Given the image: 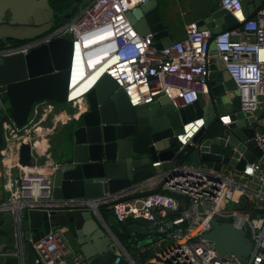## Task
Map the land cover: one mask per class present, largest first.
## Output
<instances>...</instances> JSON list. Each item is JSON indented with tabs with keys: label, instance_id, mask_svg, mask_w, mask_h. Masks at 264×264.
Returning <instances> with one entry per match:
<instances>
[{
	"label": "built area",
	"instance_id": "2783aa9c",
	"mask_svg": "<svg viewBox=\"0 0 264 264\" xmlns=\"http://www.w3.org/2000/svg\"><path fill=\"white\" fill-rule=\"evenodd\" d=\"M143 1L88 0L76 14L44 33L0 46L2 53H26L56 36L67 35L71 40L65 102L74 109L68 112L53 100L41 99L32 104L24 124L16 125L9 115L1 119L0 154L4 160L0 213L13 218L16 246L13 251L0 254L14 255L18 264H29L23 229L26 211L38 208L49 215L53 210L90 209L101 217L103 207L110 208L117 222L142 219L155 225L144 234L151 240L140 244L136 239L129 247L138 253L158 247L137 263L117 235L112 234L111 238L121 246L117 242L118 256L103 264H264V116L253 123L254 139L262 155L247 161L242 169H215L183 162L97 196L56 197L52 193L53 167L43 165L36 150L43 148L42 143L48 144L51 134L85 109L80 103H84L86 92L105 73L123 88L133 106L165 95L178 107L199 95H208L210 64L217 57L239 91L240 109L245 115H255L264 108L260 99L264 95V4L246 16L240 0H220L236 24L212 34L209 28L191 19L185 23L184 37L157 47L152 32L140 34L126 14ZM211 40L216 54L209 53ZM100 69L88 87L71 94L72 86L78 87ZM187 124H193L192 130L187 131ZM203 124L202 116L184 123L181 132L175 134L178 147L193 144L192 138ZM21 142L30 146L29 163L19 160ZM160 163L153 162L157 166ZM229 203L238 209L229 208ZM212 218L241 228L252 244L249 255L241 259L234 254H218L205 237L212 228ZM32 246L34 263L89 264L58 225L32 239Z\"/></svg>",
	"mask_w": 264,
	"mask_h": 264
},
{
	"label": "water",
	"instance_id": "95a60500",
	"mask_svg": "<svg viewBox=\"0 0 264 264\" xmlns=\"http://www.w3.org/2000/svg\"><path fill=\"white\" fill-rule=\"evenodd\" d=\"M183 1L192 15L199 13L196 0ZM157 3L158 0H145L126 14L140 34L152 32L155 45L162 47L173 39ZM240 3L245 15L249 16L264 4V0H240ZM201 12L204 16L197 23L209 28L212 34L237 22L221 7L220 0L214 7ZM53 16L50 0H0V40H25L42 34L52 27ZM70 16L66 13L64 18ZM70 51V38L60 35L26 53L0 52V146L3 144L2 118L9 115L20 126L27 121L35 101L49 99L65 103ZM209 53H217L214 40L210 41ZM210 68L208 95H199L194 101L178 107L165 95L133 106L113 77L103 74L86 92L85 109L66 123L61 145L55 147L57 156L51 172L53 195H101L183 162L201 163L215 169L223 166L242 169L247 161L261 156L262 151L254 139L253 123L264 116V108L255 115L246 116L240 109L239 91L227 70L216 71L215 63H211ZM3 93H6L7 102ZM201 116L204 124L194 134L193 144L179 148L175 134L181 132L184 123ZM29 150L28 143H20V162L29 163ZM157 160L161 161L158 166L153 164ZM178 198L181 202L182 196ZM69 218L73 220V216ZM43 223L41 209L31 208L24 213L29 264H40L34 263L31 234L33 228L40 229ZM211 224L205 237L218 254H234L241 259L249 255L252 244L241 228L216 218L211 219ZM66 230L67 238L89 264L108 263L118 256L111 246L116 243L98 225L90 209H82L81 222ZM129 230L134 234L133 229Z\"/></svg>",
	"mask_w": 264,
	"mask_h": 264
},
{
	"label": "crops",
	"instance_id": "0c3cea01",
	"mask_svg": "<svg viewBox=\"0 0 264 264\" xmlns=\"http://www.w3.org/2000/svg\"><path fill=\"white\" fill-rule=\"evenodd\" d=\"M217 1L218 0H210V2H217ZM201 2L202 0H196V8L197 10H199V13L192 15L191 12H188L186 10V5L183 0H158L157 5L159 7L162 19L165 23L166 28L169 31V35L172 37L173 40L184 37L185 35L184 26L188 20H191V19L198 20L199 18L204 16L203 12H201L204 8V5H202ZM214 5H211V6L214 7ZM212 63H215L216 71H222V72L225 71V68L223 67L222 62L217 57L213 59ZM225 74L227 75L228 73L225 72ZM95 77L97 76L94 75L93 78L89 79L88 80L89 82H86L85 87H88L91 84V82L94 81ZM80 104H81V109H83L84 103H80ZM61 129L62 127L60 128V130ZM54 134H51L50 135L51 137L50 136L48 137L49 138L48 144L46 143V145L44 146V143H42L41 146L43 148L38 149L40 152L39 160L46 167L48 166L52 167L54 164V161L56 160V156H57V150L54 147L51 149L52 147L51 140L53 139ZM47 146H49L48 148L50 149H46ZM48 151H50V154H48ZM2 160H4V158H2L0 154V197L3 194L2 187H1ZM224 167L225 166H223L222 168ZM81 211L82 209H74V210L65 211V212L55 211L54 213H51L49 215L44 214V223L40 229H42V232L44 233L48 229H50L53 225H58L62 227L67 234L68 231L65 229H70V226H72L73 224H79L81 222ZM91 211L98 225L102 227L108 235L113 236L112 234H115V235L117 234L116 232L117 229H114V226L118 223H116L117 221L113 217L110 210H109L110 211L109 214L106 215L105 213L106 211L103 210L102 208L101 217L93 210ZM70 216H73V220H70L69 218ZM138 221H139L138 219H131L130 221V226L131 227L133 226L134 228L133 230L135 232L137 231V229L139 231L141 225H143L144 229H146V230H143L144 233L141 232L143 234H145V231L148 232L149 230H151L153 226L155 227L153 223H149L148 221L143 220L145 222L143 224ZM23 229H24V226H23ZM33 229H32L31 235H32V239H35L34 236L36 235L38 231H33ZM118 230L120 231V229ZM0 234H1L0 245L6 248L5 249L6 251H13L14 247L16 246V238L14 236V221H13V218H11L9 214L0 213ZM24 240H25V235H24ZM133 241L135 240H131L130 243ZM117 242L120 247L121 246L120 242L118 240ZM117 242L116 244L111 245L112 248L116 252L119 249ZM75 247L78 248L77 246ZM25 251H26V259H27L26 240H25ZM6 261H7V264H14V262L15 264H18L17 258L14 255H7Z\"/></svg>",
	"mask_w": 264,
	"mask_h": 264
},
{
	"label": "rangeland",
	"instance_id": "374dc122",
	"mask_svg": "<svg viewBox=\"0 0 264 264\" xmlns=\"http://www.w3.org/2000/svg\"><path fill=\"white\" fill-rule=\"evenodd\" d=\"M86 1V0H85ZM88 1V0H87ZM84 2V1H82ZM216 2H210V0H202L201 4L204 5V10H207L211 5H214ZM2 96L5 98L6 102H7V99H6V93H3ZM260 99L262 101V105L264 106V95L260 96ZM60 107L64 108L66 111L70 112L71 110L74 109V107H71V105L69 103H63V104H59ZM67 125H63L62 126V129L60 131H57L54 136H53V139L51 140V144H52V147L51 149L54 147H58L61 145V140L63 138V136L65 135V129H66ZM51 137V136H50ZM49 146L46 147V149H50L48 148ZM37 152H39V150L37 149L36 150ZM48 154H50V151H48ZM228 207L229 208H237V206H235L234 204H231L229 203L228 204ZM71 210H74V209H71ZM71 210H66V211H71ZM65 212V211H64ZM138 220H142V219H138ZM138 225V224H137ZM66 230V229H65ZM138 230V229H137ZM143 230H146L144 229L143 225L140 226V229L139 231L140 232H143ZM151 240V238L149 239ZM147 240L145 237H144V234L141 236V238L139 239V242L140 244L142 243H147ZM0 242H1V234H0ZM126 248L128 249V251L131 253V255L133 256V258L135 259V261L137 263H141L145 258L149 257L153 252H154V249L155 248H158L157 246H152L150 249H148L146 252L144 253H138L135 249L129 247V245H126ZM6 248L2 247L0 245V252L1 251H4ZM7 256L4 255V254H0V264H7Z\"/></svg>",
	"mask_w": 264,
	"mask_h": 264
},
{
	"label": "trees",
	"instance_id": "16d2710c",
	"mask_svg": "<svg viewBox=\"0 0 264 264\" xmlns=\"http://www.w3.org/2000/svg\"><path fill=\"white\" fill-rule=\"evenodd\" d=\"M54 3L55 2H59L60 4H58V6L56 7L57 9V14H56V20H55V23L54 25H58L59 23L62 22V17L59 14H61V12L67 8L70 9V14L71 15H74L78 12L79 10V6L81 4H84L85 2H87V0H53ZM84 1V2H82ZM11 40H14L13 43H17L19 42L20 40L18 39H13V38H10ZM103 210H105L106 212V215L109 214V210L110 208H104L103 207ZM118 224H116L114 226V229H117L116 232H117V237L119 238V240L126 246V245H129L130 244V241L131 240H136V239H140L141 236L143 235V233H141L140 231H136L134 234L131 233V231L129 229H134L133 226L131 227L130 226V220L129 219H126L125 221H118L116 222ZM120 229V231L118 230ZM136 229V228H135ZM33 231H38L36 233V235L34 236V238H37L38 236H40L43 232H42V229H38V228H34Z\"/></svg>",
	"mask_w": 264,
	"mask_h": 264
},
{
	"label": "flooded vegetation",
	"instance_id": "af4514ba",
	"mask_svg": "<svg viewBox=\"0 0 264 264\" xmlns=\"http://www.w3.org/2000/svg\"><path fill=\"white\" fill-rule=\"evenodd\" d=\"M50 3H51V4L53 5V7H54V16H53V19H52V26H53L54 23H55V20H56V14H57V9H56V7H57L58 4H60V3H59V2H55V3H54L53 0H50ZM66 13H70V9H69V8L63 10V11L61 12V14L58 13V15H60V16L62 17V19L65 20L66 18H64V15H65ZM13 42H14V40H11L10 38H5V39L0 40V44H4V43H13ZM1 46H2V45H1Z\"/></svg>",
	"mask_w": 264,
	"mask_h": 264
},
{
	"label": "bare ground",
	"instance_id": "6f19581e",
	"mask_svg": "<svg viewBox=\"0 0 264 264\" xmlns=\"http://www.w3.org/2000/svg\"><path fill=\"white\" fill-rule=\"evenodd\" d=\"M100 72H101V69L98 70L96 73L94 72L90 77H86V79L81 83V85H78V87H77V86H72V87H71V90H72L71 94H75V93H77L78 91H80V90H82V89H85V88H86V87H85L86 82H89L88 80L91 79V78H93L94 75H95V76H98ZM95 78H96V77H95ZM83 84H84V85H83ZM198 121H200V120H198ZM194 124H195V123H194ZM192 125H193V124H187V127H189V129H188L187 131L192 130ZM190 126H191V127H190Z\"/></svg>",
	"mask_w": 264,
	"mask_h": 264
}]
</instances>
